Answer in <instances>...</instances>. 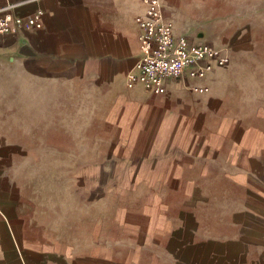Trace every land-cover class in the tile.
<instances>
[{
  "label": "crops",
  "instance_id": "obj_1",
  "mask_svg": "<svg viewBox=\"0 0 264 264\" xmlns=\"http://www.w3.org/2000/svg\"><path fill=\"white\" fill-rule=\"evenodd\" d=\"M161 3L229 61L154 93L143 0H0V264H264V0Z\"/></svg>",
  "mask_w": 264,
  "mask_h": 264
},
{
  "label": "built area",
  "instance_id": "obj_2",
  "mask_svg": "<svg viewBox=\"0 0 264 264\" xmlns=\"http://www.w3.org/2000/svg\"><path fill=\"white\" fill-rule=\"evenodd\" d=\"M146 10L136 16L141 28V55L137 71L130 74L129 84L141 82L154 93L165 91L166 80L179 79L187 82L190 77L203 78L215 65H225L229 58L221 47L206 42H196L185 35L176 36L173 21L163 12L161 0H143ZM43 9L23 16L7 12L0 14V35L17 32L23 26L41 27ZM195 90L205 86L195 85Z\"/></svg>",
  "mask_w": 264,
  "mask_h": 264
},
{
  "label": "rangeland",
  "instance_id": "obj_3",
  "mask_svg": "<svg viewBox=\"0 0 264 264\" xmlns=\"http://www.w3.org/2000/svg\"><path fill=\"white\" fill-rule=\"evenodd\" d=\"M224 43H225V42H224ZM224 43H223V44H224ZM226 43H227V42H226ZM227 45H228V44H227ZM227 45H226V47H227ZM76 127H77L78 129H81V128H82V124L78 123Z\"/></svg>",
  "mask_w": 264,
  "mask_h": 264
}]
</instances>
